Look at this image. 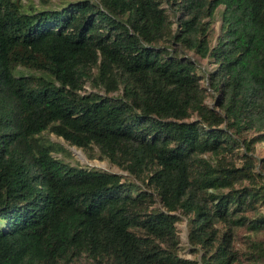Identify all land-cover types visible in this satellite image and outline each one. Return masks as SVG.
<instances>
[{
    "label": "trees",
    "instance_id": "16d2710c",
    "mask_svg": "<svg viewBox=\"0 0 264 264\" xmlns=\"http://www.w3.org/2000/svg\"><path fill=\"white\" fill-rule=\"evenodd\" d=\"M49 2L0 0V264H264V0Z\"/></svg>",
    "mask_w": 264,
    "mask_h": 264
},
{
    "label": "rangeland",
    "instance_id": "374dc122",
    "mask_svg": "<svg viewBox=\"0 0 264 264\" xmlns=\"http://www.w3.org/2000/svg\"><path fill=\"white\" fill-rule=\"evenodd\" d=\"M34 1H36V0H34ZM64 1L65 0H50V2H49L50 5H48V6L56 7L60 4H62ZM218 24H219L218 14L216 12H214L212 22L210 24L211 28L213 30L211 42H213V40H214V36H215L217 29H218ZM189 54H191V53H189ZM193 56L197 60V63H198V70L197 71L199 73H203L202 70H204V69L209 70L212 67V63L209 60H207L205 58H200L196 55H193ZM204 77H205V74H204ZM201 83L204 87H206L205 78H203V77L201 78ZM83 87L85 89H89L87 81L83 83ZM205 89H206L207 93L211 92L208 89V87H206ZM204 100L208 105L211 104V98L209 97V95H206ZM46 136L52 142L58 143L60 145L59 150L51 153L56 157H60L63 160H65L71 164H77L79 166H84L87 168L93 167L96 169H102V170L116 172L119 174H125V171H123L122 169H119L116 165L109 162L106 158L99 157L94 147H92V151H88V150L83 151L79 147H76L72 144H68L61 137L56 136L51 132H47ZM241 149L242 148L240 146L238 148H235V150H238V153H240ZM251 154L253 156H256V157H261L264 155V139L261 141H257V142L253 143V150L251 151ZM234 159H235L234 161L236 163L240 162L239 157H234ZM260 209H261V211L264 212V205H261ZM175 225H176V232H177V237H178V246H179L178 252H179V254L184 255L186 257L196 256L197 254H194V253H191L188 251V246H187V242H186V228H185L184 218L181 216L180 220H178ZM244 233L245 232H244L242 227L238 228L236 230L234 246L237 247L238 249L242 248L245 244L244 236H243Z\"/></svg>",
    "mask_w": 264,
    "mask_h": 264
}]
</instances>
